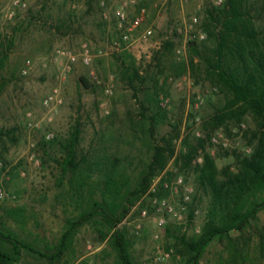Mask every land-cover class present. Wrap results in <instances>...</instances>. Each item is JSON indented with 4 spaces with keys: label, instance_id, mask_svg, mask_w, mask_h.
<instances>
[{
    "label": "rangeland",
    "instance_id": "obj_1",
    "mask_svg": "<svg viewBox=\"0 0 264 264\" xmlns=\"http://www.w3.org/2000/svg\"><path fill=\"white\" fill-rule=\"evenodd\" d=\"M123 1L22 0L18 6L14 0H0V51L8 48L12 40L10 57L0 70V189L7 193L0 197V221L20 239L48 253L59 241L67 220L77 217L80 208L71 196V175L62 179L57 160L62 159L63 152L58 144L50 147L45 141L68 137L78 124L80 154L93 162L118 163L133 185L149 163L153 145L161 142L163 136L170 138L179 133L173 138L176 155L164 172L171 173V178L176 172L182 174L196 190L195 173L182 170L175 157L184 150L183 140L187 136L193 140L206 135L205 120L225 102L224 93L203 74L188 69L177 75L180 64L190 60L194 42L203 40L198 30L207 17L211 0H137L128 9L130 19L140 6L148 9L147 19L132 32L134 42L126 50L137 59L140 73L145 77L142 84L136 80L133 87L122 79L116 58L121 52L96 56L91 67L78 62L68 71L67 59L57 57L56 51L78 52L87 42L96 53L110 40L119 38L121 29L115 10ZM249 2L257 15V6L263 0ZM10 12H14L12 18ZM192 15L199 18V24L192 39L186 41L185 34L175 28ZM257 22L264 26V17ZM148 26H153V36L140 44L137 38ZM167 40L173 45L165 47ZM111 76L114 93L108 96L105 87ZM155 78L159 81L158 99L168 110V117L152 136L148 127L142 125L140 114L143 106H150L147 96L154 91ZM56 87L60 89L62 102L46 107L44 100ZM151 113L152 110L147 112ZM256 128V121L247 115L241 126L232 123L229 131L221 127L211 132L208 150L220 168L226 165L237 168L234 151L251 152L248 142ZM48 134L53 136L48 139ZM214 135L219 137V142L213 141ZM45 148L48 153L44 152ZM201 160L199 157L198 161ZM98 176V172L94 173V179ZM209 202L210 196L201 190L197 212L182 229L189 236L201 231ZM138 203L120 224L132 242L130 251L135 262L164 264L163 254L173 249L166 263L187 264L176 254L174 238L166 233V227L160 226L153 214L143 218ZM167 220L168 224L172 222ZM234 259H237L235 263ZM15 264L118 263L114 249L100 239L93 223H87L79 229L60 261L24 249L21 260ZM201 264H264V209L244 230L213 241Z\"/></svg>",
    "mask_w": 264,
    "mask_h": 264
},
{
    "label": "trees",
    "instance_id": "obj_2",
    "mask_svg": "<svg viewBox=\"0 0 264 264\" xmlns=\"http://www.w3.org/2000/svg\"><path fill=\"white\" fill-rule=\"evenodd\" d=\"M253 7L249 0H225L222 6L211 4L206 9L207 17L201 28L206 32V38L194 42L190 60L188 63L183 61L177 73L180 75L192 69L198 75L203 74L225 95L224 104L203 124L206 135L196 136L193 140L187 136L183 140L184 150L175 157L182 170H192L196 175L195 202L199 201L201 190L210 196L205 222L199 233L189 236L182 230L185 224L171 222L166 226V233L174 238L172 245L176 254L187 264H201L213 241L229 238L233 231L244 230L264 209V26L257 22L264 17V0L257 6V15ZM172 45L170 40L165 42V47ZM11 47L12 40L8 48L0 51V70L10 57ZM116 56L124 81L133 87L136 80L141 84L145 82L131 52L124 50ZM83 81L88 85L87 79L83 78ZM158 83L155 78L154 91L147 96L150 106H143L140 114L142 125L148 127L152 136L157 126L168 117V110L158 99ZM150 110L152 113L147 114ZM247 115L257 123L253 138L248 142L251 152L234 151L237 168L233 169L232 165L220 168L208 150L211 132L221 127L229 131L232 123L241 126ZM178 135L163 136L161 142L153 145L151 159L133 185L118 163L93 162L80 154L81 129L78 124L68 137L45 141L44 144L50 147L58 144L63 152L62 159L57 161L61 165L62 179L71 175L70 192L80 208L79 214L67 220L50 253L20 239L0 221V264L18 263L24 249L58 262L70 248L79 229L87 223H93L100 239L114 249L118 264H137L130 251L132 242L120 224L176 155L173 138ZM44 152L48 153V148ZM199 157L201 161H198ZM97 172L99 178L94 179ZM171 176L168 173V177ZM159 195L167 196L168 192L160 190ZM195 207L191 206L189 210L188 222L195 216ZM236 261L234 259L233 263Z\"/></svg>",
    "mask_w": 264,
    "mask_h": 264
},
{
    "label": "built area",
    "instance_id": "obj_3",
    "mask_svg": "<svg viewBox=\"0 0 264 264\" xmlns=\"http://www.w3.org/2000/svg\"><path fill=\"white\" fill-rule=\"evenodd\" d=\"M183 2L188 0H182ZM225 0H211V3L215 6H222ZM14 5H22V0H14ZM137 0H125L115 10V15L118 19L119 28L121 29V35L119 38L110 40L109 44L105 48H98L97 52L94 53L90 44L87 42L83 43L80 51H67L58 49L56 51L57 57L64 56L67 59V70H71V65L82 63L85 66L91 67L94 63L96 56L113 55L120 53L124 50L129 49L133 44L134 40L132 38V32L138 29L148 16V9L146 6H140L138 8L135 16L130 19L127 11L130 7L135 6ZM10 18L14 16V12L9 13ZM199 24V18L196 15L190 16L187 20L183 22L182 26H178L175 29L180 33L185 34L186 41L192 39V33L196 31V27ZM154 28L153 26H148L142 31V33L137 38L140 44H144L153 36ZM198 35L200 39L206 38V32L203 29L198 30ZM95 75L94 72H91ZM113 76L109 79L106 84L105 92L108 96L114 93ZM200 99V96H198ZM62 102L60 89L58 87L45 98L44 104L46 107H52L54 104H60ZM202 102V101H200ZM32 125V123H30ZM200 135L199 133H197ZM53 134H48V139H50ZM214 142H219V137L214 135L212 137ZM223 145H227V142H223ZM248 151H251L249 149ZM35 158V155H33ZM38 161V160H37ZM162 183V185H161ZM168 192L167 196L159 195V191ZM195 188L189 184L182 174L176 172L173 174L172 178H169L166 172L154 179L150 189L146 194L142 196L139 203L141 209V216L143 218H149L151 214L155 216L158 220V224L162 227H166L168 224L167 218L171 219L172 222L177 224H186L188 222V213L191 206L195 207V213L197 212V203L195 202ZM7 193L0 189V197L4 198ZM158 237V235H157ZM173 249L166 251L163 254L164 264L170 257Z\"/></svg>",
    "mask_w": 264,
    "mask_h": 264
}]
</instances>
